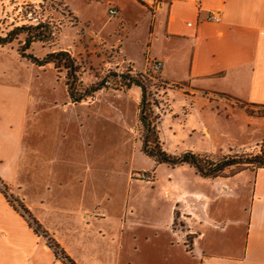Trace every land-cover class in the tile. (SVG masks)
I'll return each instance as SVG.
<instances>
[{"label":"crops","instance_id":"obj_1","mask_svg":"<svg viewBox=\"0 0 264 264\" xmlns=\"http://www.w3.org/2000/svg\"><path fill=\"white\" fill-rule=\"evenodd\" d=\"M50 1L64 6L75 20L63 26L58 42L68 47L59 51L77 59L80 44L96 60L110 56L129 61L138 70L162 62L159 77L167 86L162 96L169 103L165 114H171L158 124L163 143L176 137L175 131L183 125L176 122L182 117L198 124L196 128L212 111L228 113V118L235 113L256 126L264 122V113L257 115L264 112V0ZM110 8L119 15L111 17ZM214 14L220 22L209 20ZM71 28L79 32L73 36L67 32ZM70 35L76 46H71ZM51 70L22 59L12 47L0 46V264H65L48 238L72 264H99L91 236L103 232L93 231L92 225L101 221L114 227L128 213L135 214L126 198H115L114 172L99 163V150L95 155L91 152L98 149L93 131L77 138L61 131L68 111L73 110L77 116L70 119L83 128L81 111L85 120L89 115L93 121L101 108L110 111L116 98L126 104L125 97L116 96L129 98L132 88L99 95L92 105L73 104L69 96L68 102L48 96L51 86L56 90ZM141 96L139 100L133 96L138 127ZM189 106L192 109L182 114ZM203 131L212 135L207 127ZM69 139L79 142L80 158L66 150ZM263 142L264 136L235 152L258 154ZM165 146L166 142L162 148L167 151ZM189 151L202 153L192 148L181 153ZM193 172L215 191L210 195L192 191L171 202L168 219L158 228V241L162 232L165 238L158 243V258L185 264H264V167L217 179ZM116 236L122 250L124 235Z\"/></svg>","mask_w":264,"mask_h":264},{"label":"rangeland","instance_id":"obj_2","mask_svg":"<svg viewBox=\"0 0 264 264\" xmlns=\"http://www.w3.org/2000/svg\"><path fill=\"white\" fill-rule=\"evenodd\" d=\"M28 13H32L33 17L31 20L28 19ZM70 16L64 6L50 0H0V35L5 36L15 28L37 27L41 24L50 25L54 31L52 42L48 44H35L30 51L35 56L43 58L50 51H59L62 48L68 47L65 46L66 43H61V46L58 42V37L66 23L75 21L74 19H70L72 18ZM25 19H27V22H25ZM67 32L74 36V33H78L79 31L78 29L71 28ZM73 36L70 35V38L72 39ZM25 37V35L21 36L19 41H15L9 46V49L12 47V49L17 51L20 43L24 42ZM72 40L71 46H76L77 43H75L74 38ZM77 46L80 49L81 55L78 56L79 58L76 59V62L81 68L79 79L83 87L89 88L103 81L106 87L104 92L95 93L94 96L87 98L84 103L92 105L102 97H98L99 95L110 92L107 95L112 96V94H119L122 91L128 90L113 77L115 74H128L130 69L127 68V64H123L118 59H112L110 56L103 57L102 61L97 59V61L96 58H92L90 54L81 49L80 44ZM88 47L90 48V46ZM50 66L53 69L51 70V84L56 86V90H53L51 86L49 95L48 93L46 94L52 98L56 97L61 101L65 100L68 102L69 95H67L66 91V83L68 81L67 71H59L52 65ZM48 76L50 78V74H46L45 77ZM143 77L147 79L146 83L152 96L160 103V120L164 116H171V114H165V112L168 113L169 111V103L165 101L162 93L167 89V86L162 83L159 73L152 77ZM46 80L48 79H44V81ZM131 88L129 98V95H115L118 98L125 97L126 104H121L122 100L116 98V103L113 104L110 111L106 110L103 112L101 108L97 117H93V121L89 115H87V119L85 120V113L81 111L82 116H80L79 120H83L84 118L82 122L84 124L83 128L80 127V124L76 120L70 119L72 115L77 116L72 113L73 110L71 113L67 112V123L61 125V131H65L69 138H72V136L77 138L79 133L81 135L85 133L84 135H86V133H91V130L93 131L92 133L97 137L98 149H92L91 152L95 155L97 150H99V163L109 166L112 172H114L115 198L120 196L126 198L128 208L135 211V214L132 212L128 213L126 219L120 225H115L114 227H108L105 222L101 221L92 225L93 231L98 232L97 230L100 229L103 232L102 235H96L97 237L91 236L95 240L93 243L96 245V254L100 256V262L98 263L114 264L116 259H119V264H185L182 261L167 262L158 258V243L161 244L165 240L164 232H162V236L158 241V228L164 226L166 223L173 200L180 197L185 199L192 191L205 192L210 195L213 194L215 189L210 186L209 182H205V184L204 182H199L201 180L195 176L194 170L190 167L183 166L171 169L167 166L155 164L154 161L143 154L141 150L143 129L137 125V105L134 102L135 99H133V96L138 100L140 99L141 90L135 86ZM104 97L106 98V95ZM119 103L121 107L126 108L121 109ZM189 108L192 109V106L183 108L182 114H186ZM80 109L82 110L83 108H78V110ZM115 112L117 115L112 117V115H115ZM219 112L221 111H212L208 114L207 120L200 124V128H196L198 124L192 121L187 122L185 117L177 120L176 123L183 122V125H179L180 127L175 131L176 137L165 140V148L167 149L165 152L180 156L188 153H181L186 148H192L202 153L189 151L191 153L218 158L227 155H238L239 157L250 159L251 156L256 155L251 151L243 153L235 151L245 149L244 145H248L257 139L262 141L264 122L259 121L256 126V124L251 123L252 119L237 118V114L235 113L234 118H228V113L223 112L219 115ZM263 113L260 111L257 115L263 116ZM202 126L203 128H209L212 135L206 134ZM165 131L166 133H171L168 126H166ZM164 143L161 140L163 147ZM93 144L95 146V142ZM65 145L66 150L70 151L71 154L73 153L74 156L81 157L83 152L79 148V142L76 145L75 141L69 139ZM252 146L246 148H252ZM260 147L261 152L264 149V142ZM226 151L232 152L224 154ZM104 158H106L105 161ZM238 171H240L239 167H233L227 171L226 175L230 177ZM128 173L130 174V181H128ZM170 174L171 176H169ZM107 229L111 230V236H108ZM113 231L118 236L120 234L124 235L125 241L122 250L118 247V237L116 235L112 236ZM61 257L63 259H60ZM64 257L60 255L58 259L67 264L66 256Z\"/></svg>","mask_w":264,"mask_h":264},{"label":"trees","instance_id":"obj_3","mask_svg":"<svg viewBox=\"0 0 264 264\" xmlns=\"http://www.w3.org/2000/svg\"><path fill=\"white\" fill-rule=\"evenodd\" d=\"M25 35L24 42L20 43L18 53L22 59L30 61L37 67L43 68L52 65L56 70L67 71V92L73 104H80L86 101L87 98L94 96L105 87L104 81L92 85L89 88H84L79 77L81 76V68L68 52L57 51L51 52L44 58H39L30 51L35 44H48L52 42L54 31L50 25H39L37 27H21L15 28L7 35H0V46H10L15 41H19L21 36ZM124 88L130 89L137 87L141 90L142 96L139 105V122L143 129L142 137V152L158 164H166L171 167L189 166L194 169L197 175L205 179L226 178L227 171L233 167H239L240 171L250 168L264 167V149L259 154L253 155L250 159L239 157L238 155H227L224 157H210L206 155H198L191 152L180 156L166 153L161 144V139L158 131V123L161 113L159 101L152 96L147 85V79L139 75L115 74L113 76ZM238 154V153H236ZM36 231L41 233V230L34 222ZM44 238H48L45 234ZM48 245L55 251L59 257L65 256V253L57 244L47 240ZM65 258V257H64ZM68 262H72L66 258Z\"/></svg>","mask_w":264,"mask_h":264},{"label":"built area","instance_id":"obj_4","mask_svg":"<svg viewBox=\"0 0 264 264\" xmlns=\"http://www.w3.org/2000/svg\"><path fill=\"white\" fill-rule=\"evenodd\" d=\"M29 14V15H28ZM28 19L31 20L32 19V13H28ZM109 14L111 17H117L119 15V12L117 9L115 8H110L109 10ZM27 22V19H25ZM210 21H215V22H220L221 18L218 15H211L209 17ZM191 25V24H189ZM123 64H127V68L130 69L129 70V74L131 75H143V76H147V77H152L153 75H156L158 73H160L161 69H162V62L160 61H153L151 62L146 68L142 69V70H138L136 67H134V65L132 63H130L129 61H122ZM124 74V73H122ZM106 89V87H104L103 89H101L99 92H104ZM143 177H145L143 175ZM60 257V256H59ZM60 259H63L62 257Z\"/></svg>","mask_w":264,"mask_h":264}]
</instances>
